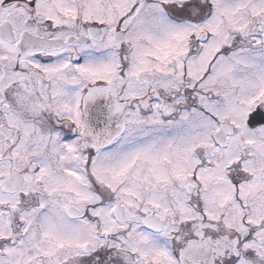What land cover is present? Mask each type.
<instances>
[{"label":"snow or ice","instance_id":"snow-or-ice-1","mask_svg":"<svg viewBox=\"0 0 264 264\" xmlns=\"http://www.w3.org/2000/svg\"><path fill=\"white\" fill-rule=\"evenodd\" d=\"M0 264H264V0H0Z\"/></svg>","mask_w":264,"mask_h":264}]
</instances>
